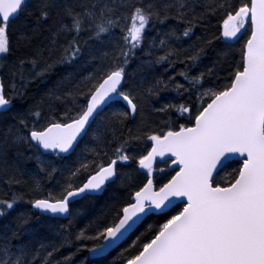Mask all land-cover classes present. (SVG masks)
I'll use <instances>...</instances> for the list:
<instances>
[{"label":"snow or ice","instance_id":"obj_1","mask_svg":"<svg viewBox=\"0 0 264 264\" xmlns=\"http://www.w3.org/2000/svg\"><path fill=\"white\" fill-rule=\"evenodd\" d=\"M45 182L0 198V264H93L154 212L123 264H264V0H0V183Z\"/></svg>","mask_w":264,"mask_h":264},{"label":"trees","instance_id":"obj_2","mask_svg":"<svg viewBox=\"0 0 264 264\" xmlns=\"http://www.w3.org/2000/svg\"><path fill=\"white\" fill-rule=\"evenodd\" d=\"M240 2V0H233V3L235 5H238ZM226 16L218 13L216 15L215 18H213L212 20V25L209 28L208 32L210 36H215V35H219V33L222 31V24H223V19H225ZM201 34V30L197 31V35ZM243 43V39H241V41L239 43H236L234 45H224L223 42L218 43L216 46L217 48H224V47H228L231 49L233 55H234V59L236 61H238L240 59V47ZM205 63H207V59L205 60ZM132 67H135V63H133ZM183 67V66H180ZM225 67H227V65H225ZM91 69H86V71H90ZM162 67L161 66H157V74H159L160 72H162ZM196 69L193 70L192 74L194 75L196 73ZM171 74V72L169 73ZM219 75L222 77H226L227 73L226 72H219ZM55 79V77H53V80ZM180 80L181 83H184L183 78H178ZM213 79H215V77H213ZM222 82H227L226 79L223 80ZM48 86H51L50 84ZM43 87H41V89L39 91H37L35 93V97L36 99H39V95L40 93L43 91ZM175 96V93H162L161 94V99L164 101H167V99L172 98ZM34 102V101H33ZM25 107L27 106V103H25L24 105ZM159 106V105H157ZM17 107H20V102H17ZM116 106H110V108H106L105 109V114H110V111L115 108ZM146 115H149V118L153 121H156L157 123H159L160 121V117L151 115L150 112L146 111ZM126 131V130H125ZM91 144V140L90 137H85L84 140L81 141L80 143V147L77 148V152H80L85 144ZM117 145H113L112 148L109 149V154H111V151L116 147ZM150 145H144L143 143H141L140 147H148ZM75 157V154H73L72 156L68 157V162H71ZM48 159H54V156H49L47 157ZM171 161L168 160L167 164H170ZM167 164L164 163V161L162 160H158V163L156 165L157 168H164L167 170ZM28 167L31 169H35V161H29L28 162ZM231 167H235V164H232ZM128 170V169H126ZM170 174H174V173H170ZM133 175L136 177L137 182L139 180H142L144 177L143 175H137L136 173H133ZM222 176H224V173H221ZM161 176V174H157V178L159 179ZM163 178H168V176H164ZM59 189L54 185V184H48L47 182H45L44 187L42 189L41 192H37V193H30L29 192V186L25 185L23 187L20 186H15L12 188H9L7 185H4L2 183H0V198H11V195L13 192L19 193V192H24L26 194L25 198H40L42 195H47L48 192H52L53 194H55ZM111 191V189H109V192ZM108 193H105L104 196L99 197L98 198V202L95 205L92 204H88V205H84L81 215L76 217L74 222H73V227H72V232L76 233L80 228L85 227V225H87L89 223V221H91L93 219L94 216L98 215L100 213L101 210V205L105 202V199H107ZM83 202H78L77 203V207H80V205ZM175 207H182V205L177 204ZM175 207L172 208L170 211H174ZM20 211H25V212H31L34 216H38L39 215V211L32 209L30 205L20 202L17 204L16 208L14 211L11 212V215L8 219L11 218V216H15L17 212ZM163 213H156V214H151L149 216L146 217V219L142 222V224H140L136 230L124 241L122 242L117 248L108 251L103 257H98V258H91L93 260V264H123L122 261V257H121V252L123 249L127 248L128 245L135 239V237L137 235H139L141 232H143L145 230V228L147 227L148 224H155L157 221L162 222V218H163ZM5 219L4 218H0V224L4 223ZM41 222L44 224H67L66 220H56L54 218H51L49 216H43L41 217ZM41 234L48 236L50 239H55L56 243H59V238L58 237H52L50 233H48L47 231L41 230ZM103 241H86V243H88V246L91 247L94 243H102ZM74 248H64L61 250V254L62 255H67L69 252L74 251ZM84 255H87V252H84L81 254L82 258Z\"/></svg>","mask_w":264,"mask_h":264},{"label":"water","instance_id":"obj_3","mask_svg":"<svg viewBox=\"0 0 264 264\" xmlns=\"http://www.w3.org/2000/svg\"><path fill=\"white\" fill-rule=\"evenodd\" d=\"M165 159H166V158H158V160H162V161H164ZM174 207H175V206H174ZM174 207H173V208H174ZM37 211H39V210H37ZM151 214H156V212L151 213ZM151 214H150V215H151ZM145 219H146V217H145ZM145 219H144V220H145ZM144 220H143V221H144ZM140 224H142V223H140ZM140 224H139V225H140ZM139 225H137V227H138ZM137 227H136V228H137ZM135 230H136V229H135ZM135 230H134V231H135ZM134 231H133V232H134ZM133 232H132V233H133ZM132 233H130L129 236H130ZM129 236H128V237H129ZM128 237H127V238H128ZM125 240H126V239H124V240L118 242V244H117L116 246H114L113 248H111L109 251H111V250L117 248V247H118L122 242H124Z\"/></svg>","mask_w":264,"mask_h":264}]
</instances>
